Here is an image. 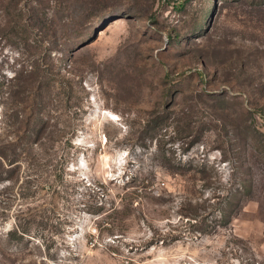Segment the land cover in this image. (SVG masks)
<instances>
[{"label": "rangeland", "instance_id": "rangeland-1", "mask_svg": "<svg viewBox=\"0 0 264 264\" xmlns=\"http://www.w3.org/2000/svg\"><path fill=\"white\" fill-rule=\"evenodd\" d=\"M0 264H264V0H0Z\"/></svg>", "mask_w": 264, "mask_h": 264}, {"label": "trees", "instance_id": "trees-1", "mask_svg": "<svg viewBox=\"0 0 264 264\" xmlns=\"http://www.w3.org/2000/svg\"><path fill=\"white\" fill-rule=\"evenodd\" d=\"M10 165H14L13 167H15V168H20L19 167L20 165L17 163V161H13V162L11 161ZM22 232L25 233L24 231H22Z\"/></svg>", "mask_w": 264, "mask_h": 264}]
</instances>
